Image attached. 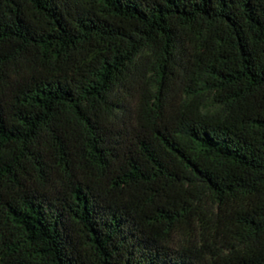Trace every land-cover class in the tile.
<instances>
[{"label": "trees", "instance_id": "1", "mask_svg": "<svg viewBox=\"0 0 264 264\" xmlns=\"http://www.w3.org/2000/svg\"><path fill=\"white\" fill-rule=\"evenodd\" d=\"M0 264H264V0H0Z\"/></svg>", "mask_w": 264, "mask_h": 264}]
</instances>
